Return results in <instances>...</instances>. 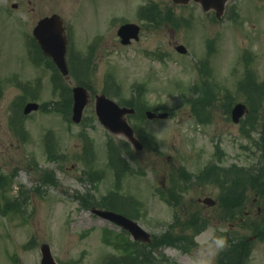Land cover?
I'll use <instances>...</instances> for the list:
<instances>
[{"label":"rangeland","instance_id":"374dc122","mask_svg":"<svg viewBox=\"0 0 264 264\" xmlns=\"http://www.w3.org/2000/svg\"><path fill=\"white\" fill-rule=\"evenodd\" d=\"M255 1L230 0L235 7L214 26L187 5L177 9L184 17L177 25L162 26L161 17L158 24L149 16L163 17L160 0H0V206L17 205L5 214L0 209V264H40L43 243L57 264H107L108 254L122 252L106 245L103 233L121 229L91 212L98 204L112 210L104 198L120 203L119 210L156 240V251L137 246L150 259L132 264H189L192 249L209 235L205 229L226 230L198 202L218 193L216 185L204 183L201 169L213 146L227 162H238L236 149L249 145L229 120V108L241 102L251 115H264V6L256 8ZM52 14L63 20L73 59L71 78L63 80L69 97L47 59L35 57L32 29ZM124 23L141 28L140 39L126 46L116 35ZM171 30L184 55L169 42ZM76 85L90 95L79 124L70 120ZM99 94L121 105L141 104V112L127 119L141 151L98 122L93 101ZM206 94L210 102L203 104ZM193 99L198 107L190 104ZM251 100H257L256 111ZM27 102L40 106L23 117ZM147 110L168 117L149 120ZM111 143L123 149L117 157L122 168L108 150L115 147ZM76 196L90 206L83 208ZM181 228L184 245L172 241ZM216 264H222L220 255Z\"/></svg>","mask_w":264,"mask_h":264},{"label":"flooded vegetation","instance_id":"af4514ba","mask_svg":"<svg viewBox=\"0 0 264 264\" xmlns=\"http://www.w3.org/2000/svg\"><path fill=\"white\" fill-rule=\"evenodd\" d=\"M160 1L161 3H158L160 10L165 11L163 17L161 14L158 16L161 17L162 26H167L169 21L177 25L178 18H184L177 9L180 10L187 5L193 7L194 11H199L202 19L206 21L207 18L206 23L211 26L221 22L226 12L235 7L233 3L230 4V0ZM256 1V8L264 6L258 2L260 0ZM169 42L173 46L179 44V39H176V34L172 30L169 33ZM34 45L36 57L46 59L35 41ZM55 81L58 87H64L65 79L64 81L55 79ZM16 85L25 86L19 82H16ZM191 102L199 103V100H191ZM206 102L209 103L210 100H203V104ZM213 102L216 104V101ZM222 102L221 100L220 103ZM251 102L255 103L256 111L257 100ZM244 105V114L237 123H233L237 126L238 134L249 142V145L239 146L236 149L237 153L234 156L239 161L227 162L223 150L215 145L201 170L205 173L204 183L208 186L216 185L218 192L215 198L207 196L214 202L204 207L219 216V224L227 226L222 234L227 236L230 246L220 254L223 264H264V115L262 111L260 114L256 111L253 116L249 106L245 103ZM208 112L212 114V109L210 108ZM255 134L256 139L253 137Z\"/></svg>","mask_w":264,"mask_h":264},{"label":"water","instance_id":"95a60500","mask_svg":"<svg viewBox=\"0 0 264 264\" xmlns=\"http://www.w3.org/2000/svg\"><path fill=\"white\" fill-rule=\"evenodd\" d=\"M184 1L187 2L188 0ZM196 1L204 2V0ZM139 31L140 28L136 24L128 23L122 25L117 31L120 43L122 45H128L132 40L138 41ZM33 35L38 42L41 51L52 59L63 75H67L68 69L65 59L67 39L62 19L58 15L54 14L50 17H45L39 20L33 29ZM176 50L181 54L186 52V49L182 45L177 46ZM72 94L73 107L71 119L75 123H79L84 107L90 101L89 94L83 86L73 88ZM94 106L99 122L106 129L113 134H122L132 144L135 150L140 151L142 149L141 143L135 138L133 129L129 126L125 119L126 115L134 113L133 109L120 107L105 95H96ZM37 108L38 106L36 104L28 103L24 108V114L36 110ZM244 108L245 107L242 104H237L233 108L232 118L234 121H238V118L243 115ZM146 116L149 119H152L155 117V114L147 111ZM157 117L163 119L167 117V114L161 113L158 114ZM205 202L207 201L205 200ZM92 211L100 218L113 222L117 226H120L128 231L135 240L150 242V235L140 228L134 221L111 211L97 209H93ZM40 250L42 254L41 264H56L51 256L50 249L47 244H43Z\"/></svg>","mask_w":264,"mask_h":264},{"label":"trees","instance_id":"16d2710c","mask_svg":"<svg viewBox=\"0 0 264 264\" xmlns=\"http://www.w3.org/2000/svg\"><path fill=\"white\" fill-rule=\"evenodd\" d=\"M147 10H149V9H147ZM151 11H153V10H151ZM146 13V12H145ZM158 15L159 14H156V13H151L149 16L150 17H153L154 18V20H156L157 21V23H158ZM70 58V57H69ZM50 66H51V64L50 63H48ZM75 74V73H74ZM63 90H65V91H67L66 93H65V95L67 96V97H69V89H67L66 90V88L65 89H63ZM204 98H207V99H209L210 98V96L208 95V96H204ZM69 100H70V98H69ZM200 103H195V104H193V106H196V107H198V105H199ZM124 106H127V107H131V108H134L135 110H136V112L137 113H140L141 112V104L140 103H138V104H136V103H134L133 101H129V103H127L126 105H124ZM192 109H194V107H192ZM88 144V143H87ZM111 145L112 146H115L116 148H118V150L114 147V149H112L111 147H108V150H110V152H116V162H117V157H118V153L120 154V152L119 151H122L123 149L121 148V147H119V146H116V145H113L112 143H111ZM115 157H112V159H114ZM56 159V158H55ZM109 159V158H108ZM119 162V161H118ZM117 162V163H118ZM110 163H113L114 165H115V163L114 162H111L110 160H109V164ZM117 163H116V165H117ZM119 165H120V168H122L123 167V164H122V162H119ZM51 178H50V176L49 175H47L46 177H45V179L44 180H46L47 182H49V180H50ZM0 182L2 183V185L4 184L3 182L4 181H2V180H0ZM76 197H78V198H80V200H83V198H81L80 196H76ZM171 199H173L174 200V198L173 197H171ZM102 202H104V204L106 203V204H110V206H111V208H112V210H114V211H119V203H115L114 204V206H113V204L111 203V201L109 200V199H107V198H104L103 200H102ZM82 203H84V204H82V206H83V208H88L89 206H90V204L87 202V200H83L82 201ZM88 203V204H87ZM9 205V203H6L5 205H4V207H3V209L2 210H4V214L9 210V209H14V210H16V208H17V205L15 204V203H13V204H11V206H8ZM97 206H99V204L97 205ZM113 206V207H112ZM105 207L106 208H108L106 205H105ZM121 207H122V204H121ZM118 208V209H117ZM124 233V232H123ZM103 234H105L104 235V242L106 243V245H111V246H113V248H115V249H117V250H120L122 253H121V255L119 256V257H116V256H114V258L112 259V258H110V262H113L114 264H132L130 261H133V260H137V259H139V258H141V259H143V261H148L149 259H150V257H146L144 254H142L141 253V250H138L137 249V246H136V244L135 243H132V242H130L128 239H126V237L123 235V234H117V233H108V232H106V233H103ZM164 239H168V240H171V237H169V238H164ZM160 241V242H159ZM172 241L174 242V243H176V242H181V241H185V237L184 236H182V235H178L177 237H175L174 239H172ZM172 241H171V243H172ZM155 242H156V240L154 241V243H153V245H152V247H156L157 245L155 244ZM158 242L159 243H162L163 244V242H162V240H159L158 239ZM132 250V251H131ZM151 250H152V248H151ZM134 264V263H133ZM145 264H149L148 262H145Z\"/></svg>","mask_w":264,"mask_h":264},{"label":"clouds","instance_id":"9594fccd","mask_svg":"<svg viewBox=\"0 0 264 264\" xmlns=\"http://www.w3.org/2000/svg\"><path fill=\"white\" fill-rule=\"evenodd\" d=\"M205 231L209 235L192 249L189 264H216L217 257L230 246L227 236L217 234L214 227L207 228Z\"/></svg>","mask_w":264,"mask_h":264}]
</instances>
